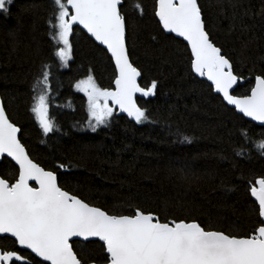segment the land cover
<instances>
[{
	"label": "trees",
	"instance_id": "16d2710c",
	"mask_svg": "<svg viewBox=\"0 0 264 264\" xmlns=\"http://www.w3.org/2000/svg\"><path fill=\"white\" fill-rule=\"evenodd\" d=\"M198 2L210 37L243 77L233 94L249 95L255 76L264 75V0ZM156 6L157 0H123L121 6L140 85L157 81L155 95L137 99L148 121L136 123L116 108L107 124L92 130L87 96L76 85L92 75L99 87L114 88L117 70L110 53L78 25L70 37L72 58L67 66L60 62L48 25L52 0H13L0 12V94L6 111L21 128L31 158L55 171L61 187L87 203L115 215H132L138 207L162 222L195 219L212 230L250 234L263 220L249 184L264 177V153L255 147L264 140V125L227 104L192 70L188 43L163 29ZM44 65L51 72L49 116L56 126L47 135L31 112L33 84ZM185 136L191 142H184ZM17 174L12 160L0 158V176L14 182ZM74 241L88 264H107L98 238ZM0 249L18 251L31 264L42 262L9 235H0Z\"/></svg>",
	"mask_w": 264,
	"mask_h": 264
},
{
	"label": "snow or ice",
	"instance_id": "6c2138e0",
	"mask_svg": "<svg viewBox=\"0 0 264 264\" xmlns=\"http://www.w3.org/2000/svg\"><path fill=\"white\" fill-rule=\"evenodd\" d=\"M13 0H0L6 13ZM54 11L48 20L50 39L57 45L54 55L67 66L72 58L70 37L81 25L104 45L114 60L117 74L114 88H101L88 75L76 87L87 96L89 126L93 131L105 125L119 108L136 123L148 121L146 109L136 96H153L157 81L148 87L138 82L141 71L129 58L126 43V18L122 0H52ZM136 9L142 13V7ZM155 15L163 29L187 41L191 49V68L211 82L227 104L245 117L264 122V75L255 76L249 95H233L234 86L243 80L233 71L230 59L222 54L207 30L198 0H157ZM51 72L44 65L33 84L31 112L47 135L56 130L49 116ZM111 102V106H109ZM21 128L9 118L0 100V156L7 154L18 165L14 182L0 176V234H10L21 249L31 250L50 264H88L78 254L73 238H98L107 264H264V220L252 233L233 235L202 226L195 219L168 220L135 208L132 215L110 214L92 206L61 187L57 173L46 170L29 155L18 134ZM246 136V132H241ZM191 142L190 137H183ZM264 153V140L255 145ZM240 154H243L242 152ZM64 169L65 165L57 166ZM30 181L35 182L33 187ZM251 196L264 218V177L249 184ZM31 264L18 251L0 250V264Z\"/></svg>",
	"mask_w": 264,
	"mask_h": 264
},
{
	"label": "water",
	"instance_id": "95a60500",
	"mask_svg": "<svg viewBox=\"0 0 264 264\" xmlns=\"http://www.w3.org/2000/svg\"><path fill=\"white\" fill-rule=\"evenodd\" d=\"M122 3H123V0H122ZM79 27H81L92 39H94L95 40V38L90 34V33H88L87 32V30L86 29H84L83 28V26H81V25H78ZM167 31V30H166ZM175 34V33H174ZM176 36H177V34H175ZM177 37H179V36H177ZM179 38H182V37H179ZM183 39V38H182ZM95 42L96 43H98L99 45H101L102 47H104L105 49H106V47L104 46V45H102V44H100L98 41H96L95 40ZM187 42V41H186ZM126 43H127V28H126ZM190 47V46H189ZM107 50V49H106ZM191 50V49H190ZM129 52V51H128ZM111 55V54H110ZM129 58H130V56H129ZM131 60V59H130ZM114 61V60H113ZM138 82L140 83V78H139V80H138ZM210 82V81H209ZM211 83V82H210ZM237 86V85H236ZM236 86H234V89L236 88ZM255 86V85H254ZM234 89H233V91H234ZM233 91H232V94H233ZM233 95H235V94H233ZM140 97H144V96H141V94H137V96H136V101H137V99L138 98H140ZM0 100H2V97H1V94H0ZM138 104V103H137ZM232 106V105H231ZM234 107V106H233ZM121 112V111H120ZM121 113H123V114H125V115H127L126 113H124V112H121ZM248 118H250V117H248ZM251 120H253L252 118H250ZM254 122H256V123H258V124H261V125H264V122H260V121H255V120H253ZM19 136H20V134H18ZM22 142V141H21ZM23 143V142H22ZM27 149V148H26ZM28 151V150H27ZM29 153V152H28ZM4 156H6V157H8L7 156V154H4L3 156H0V158H2V157H4ZM31 157V156H30ZM10 160H12L14 163H15V161L11 158V157H8ZM36 162V161H35ZM16 164V163H15ZM17 165V164H16ZM18 166V165H17ZM43 167V166H42ZM47 170V169H46ZM58 177V176H57ZM30 183L32 184V186L33 187H35L36 186V184H35V182H32V181H30ZM86 202V201H85ZM93 206V205H92ZM96 207V206H95ZM263 220H264V218H263ZM162 222V221H161ZM0 235H9L10 236V234H0ZM92 239H96V238H90V240H92ZM73 240H83V238H73ZM1 250V249H0ZM31 251V250H30ZM40 259H42V258H40ZM48 264H50V262H47Z\"/></svg>",
	"mask_w": 264,
	"mask_h": 264
},
{
	"label": "rangeland",
	"instance_id": "374dc122",
	"mask_svg": "<svg viewBox=\"0 0 264 264\" xmlns=\"http://www.w3.org/2000/svg\"><path fill=\"white\" fill-rule=\"evenodd\" d=\"M109 106H111V102H109ZM118 108V107H117ZM116 109V108H115ZM115 109H114V112H115Z\"/></svg>",
	"mask_w": 264,
	"mask_h": 264
}]
</instances>
